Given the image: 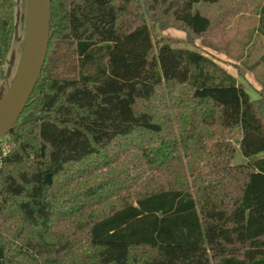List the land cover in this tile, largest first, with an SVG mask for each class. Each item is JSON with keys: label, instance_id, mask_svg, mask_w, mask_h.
<instances>
[{"label": "trees", "instance_id": "16d2710c", "mask_svg": "<svg viewBox=\"0 0 264 264\" xmlns=\"http://www.w3.org/2000/svg\"><path fill=\"white\" fill-rule=\"evenodd\" d=\"M199 1L217 2L51 0L45 62L17 121L39 117L0 140L11 142L0 158V264H264L263 105L205 55L155 50L147 24L202 35ZM15 3L0 0V72ZM235 127L241 163L225 134ZM175 128L190 183L149 185L181 163ZM136 132L154 139L131 198L116 178L92 176Z\"/></svg>", "mask_w": 264, "mask_h": 264}, {"label": "rangeland", "instance_id": "374dc122", "mask_svg": "<svg viewBox=\"0 0 264 264\" xmlns=\"http://www.w3.org/2000/svg\"><path fill=\"white\" fill-rule=\"evenodd\" d=\"M15 1L14 19L16 23V36L11 43L10 50L2 66V74L0 73V97L13 79L23 44L26 0ZM263 4L264 0H217V2L213 3L205 1L195 2L192 6L193 12H199L208 17L210 21L207 31L196 37L187 36L183 30L175 27L161 29L149 19H147V24L155 50L158 42H167L173 48L189 49L205 55L217 66L233 75L236 82L247 91L252 100L258 101L263 105L264 117V35L259 30ZM29 113L37 115L29 111L20 120ZM179 132L175 128V149L178 150L179 155H183L181 163L175 170H171L168 175L154 180L149 185L164 186L166 182L171 181L173 184L184 182L188 185L190 183L188 158L184 155V148L179 143ZM137 133H133V136L122 140L119 145H114L112 148V153L115 155L113 160L110 164L98 170L101 176H92L94 179L98 177L107 180L116 178L117 182L121 185L122 193L130 197L140 187L139 182L136 184L135 179L144 167L146 158H143V155H147V152L153 149L150 146L152 145L151 139L154 138H151L152 136L145 138L143 135L139 137V133ZM225 134H228L232 145L235 147L233 161L235 163L243 162L244 158L238 149L237 143L241 137L239 128H232L225 132ZM141 150L145 154L141 155ZM198 157L200 158V156ZM199 158L196 161L199 162ZM146 167L144 170H146ZM178 167H180V171ZM106 173L112 174L105 176ZM182 174H184L183 178L180 177ZM124 188L128 190H124ZM111 203L116 204L111 200V202H105L97 206L95 211L99 209L107 211L110 207H114L110 205Z\"/></svg>", "mask_w": 264, "mask_h": 264}, {"label": "water", "instance_id": "95a60500", "mask_svg": "<svg viewBox=\"0 0 264 264\" xmlns=\"http://www.w3.org/2000/svg\"><path fill=\"white\" fill-rule=\"evenodd\" d=\"M50 7L51 0H26L22 48L13 79L0 97V139L15 127L39 117L29 113L17 121L45 62L49 42ZM44 180L51 184L49 173L45 174Z\"/></svg>", "mask_w": 264, "mask_h": 264}, {"label": "built area", "instance_id": "2783aa9c", "mask_svg": "<svg viewBox=\"0 0 264 264\" xmlns=\"http://www.w3.org/2000/svg\"><path fill=\"white\" fill-rule=\"evenodd\" d=\"M10 147H11V142L4 140L1 143V141H0V158H1V156L5 155L8 152Z\"/></svg>", "mask_w": 264, "mask_h": 264}]
</instances>
